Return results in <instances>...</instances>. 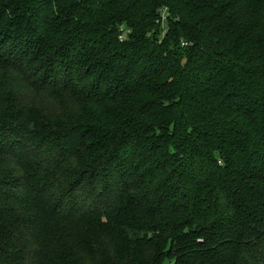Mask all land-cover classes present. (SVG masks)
<instances>
[{"label":"trees","instance_id":"16d2710c","mask_svg":"<svg viewBox=\"0 0 264 264\" xmlns=\"http://www.w3.org/2000/svg\"><path fill=\"white\" fill-rule=\"evenodd\" d=\"M0 264H264V0H0Z\"/></svg>","mask_w":264,"mask_h":264},{"label":"built area","instance_id":"2783aa9c","mask_svg":"<svg viewBox=\"0 0 264 264\" xmlns=\"http://www.w3.org/2000/svg\"><path fill=\"white\" fill-rule=\"evenodd\" d=\"M169 13L167 11H165L163 13V16L160 18V22L164 25L168 19Z\"/></svg>","mask_w":264,"mask_h":264}]
</instances>
